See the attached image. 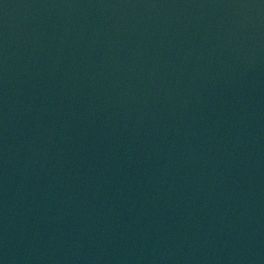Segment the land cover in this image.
<instances>
[{
  "label": "water",
  "instance_id": "obj_1",
  "mask_svg": "<svg viewBox=\"0 0 264 264\" xmlns=\"http://www.w3.org/2000/svg\"><path fill=\"white\" fill-rule=\"evenodd\" d=\"M0 264H264V0H0Z\"/></svg>",
  "mask_w": 264,
  "mask_h": 264
}]
</instances>
